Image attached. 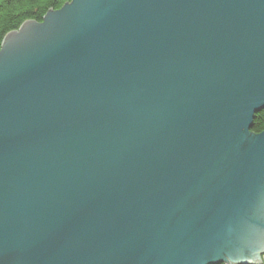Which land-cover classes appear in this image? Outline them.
Segmentation results:
<instances>
[{
  "label": "water",
  "instance_id": "water-1",
  "mask_svg": "<svg viewBox=\"0 0 264 264\" xmlns=\"http://www.w3.org/2000/svg\"><path fill=\"white\" fill-rule=\"evenodd\" d=\"M264 0H71L0 48V264H262Z\"/></svg>",
  "mask_w": 264,
  "mask_h": 264
},
{
  "label": "trees",
  "instance_id": "trees-1",
  "mask_svg": "<svg viewBox=\"0 0 264 264\" xmlns=\"http://www.w3.org/2000/svg\"><path fill=\"white\" fill-rule=\"evenodd\" d=\"M71 0H0V48L4 37L24 22H41L50 11L61 9ZM264 130V111L254 117L252 132Z\"/></svg>",
  "mask_w": 264,
  "mask_h": 264
},
{
  "label": "rangeland",
  "instance_id": "rangeland-1",
  "mask_svg": "<svg viewBox=\"0 0 264 264\" xmlns=\"http://www.w3.org/2000/svg\"><path fill=\"white\" fill-rule=\"evenodd\" d=\"M260 259H261V263L264 264V255H262ZM222 264H235V263H228V262L226 263L225 262V263H222Z\"/></svg>",
  "mask_w": 264,
  "mask_h": 264
}]
</instances>
